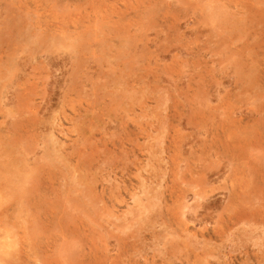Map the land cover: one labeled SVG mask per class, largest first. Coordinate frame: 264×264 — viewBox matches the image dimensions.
Listing matches in <instances>:
<instances>
[{
  "label": "rangeland",
  "instance_id": "rangeland-1",
  "mask_svg": "<svg viewBox=\"0 0 264 264\" xmlns=\"http://www.w3.org/2000/svg\"><path fill=\"white\" fill-rule=\"evenodd\" d=\"M0 264H264V0H0Z\"/></svg>",
  "mask_w": 264,
  "mask_h": 264
},
{
  "label": "bare ground",
  "instance_id": "bare-ground-1",
  "mask_svg": "<svg viewBox=\"0 0 264 264\" xmlns=\"http://www.w3.org/2000/svg\"><path fill=\"white\" fill-rule=\"evenodd\" d=\"M220 81V80H219ZM221 84V83H220ZM20 112V111H19ZM31 112V111H30ZM35 113V112H34ZM11 124V123H10ZM4 129V128H3ZM5 131V130H4ZM228 150V149H227ZM232 150V149H231ZM233 158V157H232ZM239 158V157H238ZM243 159V158H242ZM231 160V159H230ZM235 160V159H234ZM239 160H240V158H239ZM231 162H232V160H231ZM235 162V161H234ZM185 165V164H184ZM216 165V164H215ZM237 165V164H236ZM181 166V165H180ZM232 167H234V166H232ZM225 169V168H224ZM236 169V168H235ZM230 171V170H229ZM232 172V171H231ZM233 172H236V171H233ZM206 173V172H205ZM198 176H200V175H198ZM194 177V176H193ZM231 177H232V175H231ZM230 177V178H231ZM233 178H234V176H233ZM234 180H235V178H234ZM196 205V204H195ZM194 205V206H195ZM194 206H193V209H194ZM198 209V208H197ZM176 210V209H175ZM204 210V209H203ZM193 211V210H192ZM195 211V210H194ZM205 212V211H204ZM209 212V211H208ZM173 213H174V211H173ZM173 213H171V214H173ZM191 213V212H190ZM185 214H186V212H185ZM198 214H199V212H198ZM170 215V214H169ZM201 215V214H200ZM191 216V215H190ZM192 218V217H191ZM192 220H193V218H192ZM193 232H195V231H193ZM196 233V232H195ZM204 235H205V233H203ZM203 235V236H204ZM8 236V235H7ZM4 237V236H3ZM198 242H199V240H198ZM14 248V247H13ZM34 251V250H33Z\"/></svg>",
  "mask_w": 264,
  "mask_h": 264
}]
</instances>
